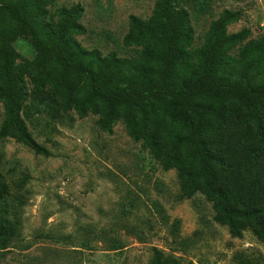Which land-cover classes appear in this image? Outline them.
<instances>
[{
	"label": "rangeland",
	"instance_id": "obj_1",
	"mask_svg": "<svg viewBox=\"0 0 264 264\" xmlns=\"http://www.w3.org/2000/svg\"><path fill=\"white\" fill-rule=\"evenodd\" d=\"M155 1L28 3L35 11L46 10L42 23L52 29L61 9L78 5L76 24L85 32L74 33L71 42L84 54L97 52L102 62L112 57L125 80L150 71L142 47L125 46L123 37L128 17L148 18ZM177 3L189 14L193 37L186 51L193 67L209 24L223 9L241 14L226 27L228 33L249 31L227 53L234 65L248 63L244 55L264 58V0ZM14 47L18 70L31 65L35 51L29 43L18 38ZM179 75L186 72L181 69ZM23 79L27 98L21 116L50 155H36L13 138L0 139V264H151L154 248L165 264H264V242L250 228L233 237L214 219L204 194L183 195L177 169H166L142 140L130 138L121 118L124 109L107 133L97 127V113L80 117L74 109L63 110L49 87L36 86L30 75ZM2 120L0 102V125ZM230 133L225 159L235 162L240 173L254 154L246 143L245 124Z\"/></svg>",
	"mask_w": 264,
	"mask_h": 264
},
{
	"label": "trees",
	"instance_id": "obj_2",
	"mask_svg": "<svg viewBox=\"0 0 264 264\" xmlns=\"http://www.w3.org/2000/svg\"><path fill=\"white\" fill-rule=\"evenodd\" d=\"M80 10L61 9L52 29L42 23L46 10H33L28 0H0V139L13 138L36 155H50L21 116L27 98L23 75L49 87L63 110L74 109L80 117L97 113L96 125L107 133L124 109L130 138L142 140L166 169H177L183 195L201 192L212 203L214 219L233 237L250 228L264 242V58L244 55L248 63L234 65L228 56L249 32L226 31L240 11L223 9L209 24L196 67L186 51L193 37L189 14L177 0H156L146 19L130 15L123 44L141 46L151 65L124 82L112 57L102 62L97 52L84 54L71 42L74 33L85 32L76 24ZM18 38L35 51L22 70L15 64ZM181 69L186 75H179ZM240 124L254 156L239 173L225 158L230 130ZM151 264H165L155 248Z\"/></svg>",
	"mask_w": 264,
	"mask_h": 264
}]
</instances>
